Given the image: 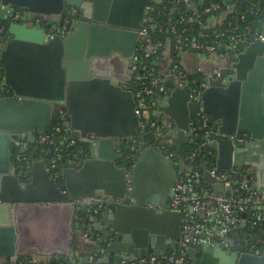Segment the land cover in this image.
<instances>
[{
	"label": "water",
	"instance_id": "95a60500",
	"mask_svg": "<svg viewBox=\"0 0 264 264\" xmlns=\"http://www.w3.org/2000/svg\"><path fill=\"white\" fill-rule=\"evenodd\" d=\"M11 9L47 16L60 26L68 16L73 31L49 39L45 28L11 24L0 37V70L11 91L0 98V264L32 256L77 264L80 245L90 241L97 250L86 262L95 252L101 264L172 254L182 218L163 191L174 188L177 169L157 151L152 134L142 138L135 164L120 149L141 123L130 86L136 53L148 51L143 32L154 17V1L0 0V22ZM186 51L194 53L207 88L198 103L185 70L183 78L170 81L175 89L158 113L176 126L174 147L188 142L191 122L209 115L217 125L207 136L217 152L216 173L252 168L251 190L264 196V41L255 40L237 56ZM64 113L71 138L88 148L89 157L63 169L61 183L51 179L44 159L22 171L14 149L25 154L28 142L39 145L38 135L63 121ZM244 134L250 138L239 142ZM205 180L223 192L208 173ZM93 208L101 215L86 227L82 216ZM103 222L102 237L90 240ZM187 256L190 264H264V256L238 253L234 242L229 249L192 246Z\"/></svg>",
	"mask_w": 264,
	"mask_h": 264
},
{
	"label": "built area",
	"instance_id": "2783aa9c",
	"mask_svg": "<svg viewBox=\"0 0 264 264\" xmlns=\"http://www.w3.org/2000/svg\"><path fill=\"white\" fill-rule=\"evenodd\" d=\"M153 1L156 8L155 14L158 15H163L162 10L167 12L169 8L178 10L183 5H192L193 9H190L188 15L181 19L180 24L186 22L196 24V27L201 29V37L204 40L194 39L192 48L189 43L184 42L183 47H176L177 51L193 50L195 47L201 53L218 54L222 57L228 54L237 56L255 40L264 41V31H254L251 26L240 30L236 26V19L246 20L245 13L230 12L222 23H212L214 19L225 14H223L225 6L232 0L211 1L201 7L194 2L195 0ZM8 20L10 25L26 24L33 28H45L49 39L58 35L68 36L71 27L73 28L69 17L63 18V24L60 26L47 16L34 15L25 10L11 9ZM7 30L8 27L0 25V36L6 34ZM208 30L213 32L209 33ZM171 32L177 35L179 30L174 25ZM186 32L187 30L182 31L183 34ZM143 35L147 39L148 51L138 50L136 53L133 59L134 80L130 86L141 123L137 135L129 139V153L125 155V158L128 162L135 164L143 149L142 138L147 134L154 136L157 151L177 169L178 181L174 186L175 196L171 208L181 215V236L178 248L172 254L147 255L139 260L124 261L122 264H190L187 256V250L190 247L220 245L223 249H229L231 242H234V250L236 249L240 254L264 256V230L261 229V236L246 231L247 228L260 229L264 223V198L258 192L251 190L252 184L256 183L255 170L249 167H234L220 175L216 173L217 152L210 146L207 136L217 131V125L209 115L204 113L200 114L198 120L190 123L191 133L188 138L189 141L192 137L198 139L204 135V141L199 146L203 151L183 154L174 148L173 132L176 130L174 122L160 119L162 114L158 113L159 105H155L153 109H157L152 110V107L146 104V99L157 96L162 100L165 96L172 94L175 85L160 73L157 60L153 61L151 66L144 62V59H150L158 53L161 43L153 45L147 29ZM140 52L145 55L141 56ZM167 73V76L170 75L176 79L185 76L184 70L175 62ZM189 82L193 89V101L201 103L202 94L207 88L205 77L198 73L191 76ZM10 95L11 91L4 85L0 72V98ZM62 116L63 121L52 124L47 132L37 137L40 145L44 146L42 159L47 161V171L51 179L57 183H61L62 171L65 169L61 162L69 160L67 168H71L88 158L84 154V149L78 146L79 142L71 138L70 130L66 128L67 115L64 113ZM248 138L250 135L244 134L239 142H244ZM14 160L24 172L28 171L33 164L31 157L21 151L14 155ZM200 160L204 162L201 166ZM205 173L209 174L214 184L222 185V193H216L215 189L207 184ZM99 210L100 208H97L93 214L97 215ZM66 260L68 259L55 262L44 261L32 256L28 259L20 258L17 262L8 261L7 264H74L67 263Z\"/></svg>",
	"mask_w": 264,
	"mask_h": 264
},
{
	"label": "trees",
	"instance_id": "16d2710c",
	"mask_svg": "<svg viewBox=\"0 0 264 264\" xmlns=\"http://www.w3.org/2000/svg\"><path fill=\"white\" fill-rule=\"evenodd\" d=\"M211 1H219V2H223L224 0H195L194 2L198 4L199 7H201L203 4L207 5L209 2ZM236 5V7L234 8V6ZM161 9V7H160ZM170 10H168L167 12H164V10H162L163 15H158L155 14V16L153 17V19L150 21V23L147 26V30H148V34L151 38L152 44H157V43H161V47L159 48L158 53L151 57L150 59H144V62L151 66L153 61L156 62V60H158V58H161L163 56V54L166 52V49H173V51H177L176 47L180 46L183 47V43L187 42L190 44V48L193 47L194 44V39H198V40H204L201 37V29L196 27V24L193 23H188L186 22L185 24H180L181 19H183L184 16L188 15V12L190 11V9L192 8L191 6H181L180 8H178V10H173V8H169ZM17 11H20L21 9H16ZM224 12L223 14H228L230 12L234 13V12H240V13H245L246 16V20L245 21H241L240 19H236L235 23L236 26L240 29L243 30L245 29L247 26H251L253 28L254 31H260L263 32L264 30V0H232L229 5L227 4L224 8ZM23 11V10H21ZM173 12V13H172ZM68 16H64L63 18H67ZM0 25L9 27L10 25V21H2L0 22ZM176 26L179 30L177 35H174L171 32L172 26ZM161 26V29H160ZM183 30H187L186 33H182ZM209 33H212L213 30H208ZM5 35V34H4ZM2 35V36H4ZM0 36V37H2ZM179 51V50H178ZM181 51V50H180ZM183 51V50H182ZM141 56H144L145 54L140 52ZM173 60L175 61V63H178V57L177 55L173 56ZM180 68L182 70H184L183 66L181 64H179ZM2 77H3V81H4V73L0 70ZM161 99L160 97L155 96L154 98H148L146 99V104L149 105L150 107H152V110H155L157 108H154L155 105L158 106L160 103ZM204 141V135H202L200 138L198 139H194L193 137L191 139H189V141L183 145L181 148H175L177 151H179L180 153L183 154H189L192 152H201L203 151L201 148H199L201 142ZM130 140H126L122 146H121V151L124 153V155H127L129 153V144ZM79 147L84 149V154L89 157V151L88 148L85 147L83 144L79 143L78 144ZM40 151L38 152V154L31 156L27 153H25V155L30 156L32 161L36 160V159H42L43 158V154H42V150L44 149V146L40 145ZM17 153H20L19 149H14L13 154L16 155ZM62 163V166L64 168L69 167V160H65ZM200 166L204 163L203 160H200ZM97 210V208H93L92 209V213H94V211ZM94 215V214H92ZM101 215V213H99V215L97 217H99ZM84 216H82L83 218ZM264 230V223H263V227L260 229H253L250 230L249 228L246 229L247 232H252L253 234H257L258 236L262 235V230ZM99 258V257H98ZM45 261V260H44ZM66 262H72L71 260H66ZM73 263V262H72ZM78 264V263H77ZM94 264H101L99 263V260L95 261ZM104 264H108V263H104Z\"/></svg>",
	"mask_w": 264,
	"mask_h": 264
},
{
	"label": "crops",
	"instance_id": "0c3cea01",
	"mask_svg": "<svg viewBox=\"0 0 264 264\" xmlns=\"http://www.w3.org/2000/svg\"><path fill=\"white\" fill-rule=\"evenodd\" d=\"M217 19V20H216ZM212 21L213 24H217L222 23V21H224L225 19H223V16H219L218 18H216ZM168 50V48L166 49V51ZM169 51V52H168ZM166 53L163 54V56L161 57V62H162V68L164 67L165 70H161L163 72V76L167 77L166 80L168 81H174V77L172 76H167L168 75V71L171 67V65L173 64V62H175L173 60V56L177 55L178 57V63L180 62V64L183 66L184 70L186 71L187 76H194L196 75V71H197V65H195L196 61H195V56L194 53L192 52H188V51H173V49H169ZM181 56V57H180ZM160 67V69H161ZM166 75V76H165ZM160 119H164V117L161 115ZM37 144H33L31 142L27 143V154L31 155V154H38V152L36 151V148L34 146H36ZM259 193V192H258ZM260 194V193H259ZM262 195V194H261ZM262 197L264 198V196L262 195ZM94 216V215H93ZM92 216V217H93ZM96 217V216H95ZM86 225V227H92V223L90 222V220H85L84 223ZM100 231L99 232H94V234L92 235L91 239L92 241H98L102 236L101 234H103V231L105 229V227L107 226L104 222L100 224ZM88 229V228H87ZM85 232H83L84 235ZM98 236H100L98 238ZM87 237V234L84 235V238ZM97 250V245H95L94 243L90 242H84L80 245V248L78 249V263L79 264H93L97 258V256L99 255V253L95 252L93 256H90L89 259L87 260L88 262L85 261V257L89 255V252L91 251H95ZM109 256V255H108ZM107 257V256H106ZM108 258V257H107Z\"/></svg>",
	"mask_w": 264,
	"mask_h": 264
},
{
	"label": "flooded vegetation",
	"instance_id": "af4514ba",
	"mask_svg": "<svg viewBox=\"0 0 264 264\" xmlns=\"http://www.w3.org/2000/svg\"><path fill=\"white\" fill-rule=\"evenodd\" d=\"M72 31H73V28L71 27V29H70V34L72 33ZM129 144H130V142H129ZM173 198H174V188L173 189H170V188H164V191H163V199L164 200H166V201H169V203L171 202L172 203V200H173ZM93 211H92V209H91V211H90V213H87L86 215H85V218L82 220V223H84V221H85V219L86 220H90V218H92V213ZM100 213V212H99ZM99 213L97 214V215H94V216H98L99 215ZM238 252V251H237Z\"/></svg>",
	"mask_w": 264,
	"mask_h": 264
},
{
	"label": "rangeland",
	"instance_id": "374dc122",
	"mask_svg": "<svg viewBox=\"0 0 264 264\" xmlns=\"http://www.w3.org/2000/svg\"><path fill=\"white\" fill-rule=\"evenodd\" d=\"M167 51H168V50H167ZM167 51H166V52H167ZM166 52H165V53H166ZM168 52H169V51H168ZM160 60H161V58H158V60H157V63H158V65H159V67L162 66V62H161ZM162 69H163V70H165V69H164V67H163V68L161 67V69H160V73L163 75V72L161 71ZM34 147L36 148V151H37V152L40 151V147H39V145H36V146H34ZM31 156H34V154H31Z\"/></svg>",
	"mask_w": 264,
	"mask_h": 264
}]
</instances>
